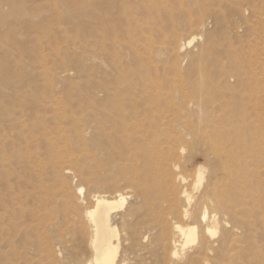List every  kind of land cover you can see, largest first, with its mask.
Instances as JSON below:
<instances>
[{
	"label": "bare ground",
	"instance_id": "bare-ground-1",
	"mask_svg": "<svg viewBox=\"0 0 264 264\" xmlns=\"http://www.w3.org/2000/svg\"><path fill=\"white\" fill-rule=\"evenodd\" d=\"M149 2L152 0H85L83 5L84 36L89 39L93 30L99 29L108 35L100 41L101 44L112 43V58L109 64L104 61V79L96 85L101 98H96L95 102L104 117L101 118L113 127L110 128L115 130L116 135H123V139L121 145H115L111 137L105 135L107 146H96L98 157L90 156L94 169L86 168V182L92 185L96 194L91 200L89 198V207L81 208L78 203L80 207L75 209L74 218L68 222L71 230L66 234L60 232L56 238L44 236V228L56 226L50 221V214L44 212L55 198L51 187L44 181V174L38 173L35 180L28 179L25 183L27 188H23L21 182L10 181L8 169H5L7 155L0 156V225L8 227L6 234L0 227V243L10 250L9 255L18 256V260L22 252L19 254L16 251V238H20L24 247L30 246V250L40 256L35 264L43 261L44 264H57V250L63 255L65 253L66 264H131L127 261L135 258L134 254L131 259L130 253L138 251L133 250L137 242L150 254H155L161 248L167 261H176L174 264H234L250 253H259L262 248L250 232L252 224L258 222V225H264V213L259 208L262 199L258 201L252 191L259 183L257 179L250 180L259 171L252 168V160H243L238 149L243 142V126L239 127L238 132L231 131L226 123L210 118L207 103L202 99L196 104L197 111H191V106L186 104L188 93L185 88L173 89L171 86L169 94H165L163 76L156 61L149 55L145 56L139 47H125L122 44L131 43L128 39L137 29L141 30L142 35L147 33L141 24L143 21L136 20L130 13L136 6L148 12L152 7ZM92 14H95V20ZM163 21L160 19L161 23ZM149 32L152 35L160 33L161 27L153 23ZM195 40L194 34L181 39L176 31L169 36L171 43H179L177 48L180 53ZM262 41L257 37L255 43ZM245 43L249 47L251 40L248 38ZM251 55L246 53L245 56L249 64L254 57ZM186 57L180 58V64L176 63L178 71L180 65L186 62ZM86 73L90 76V69ZM245 75L244 91L251 100L255 86L250 66H246ZM176 100L179 101L178 105L174 103ZM129 132H132L131 136ZM231 145L237 149L229 148ZM199 149L205 153L202 162H198L196 157ZM25 166L29 167V171L37 172L42 162L31 160ZM64 170L67 175L73 174L71 169ZM53 173L56 175L57 172ZM104 174L106 176L103 177ZM120 176L124 178L119 180ZM121 182L128 185L132 192L127 193ZM193 185L200 190L197 202L191 201L192 194L191 197L189 194V188ZM84 190L83 187L78 188L79 193ZM65 194L70 196L69 189ZM130 198L131 201H128ZM192 202L196 203L194 208ZM126 205L119 215L122 228L118 231L124 232L120 235L113 227L112 219L116 217L113 211ZM112 213L115 217H112ZM171 220L175 222L170 224ZM143 225L148 226L141 229ZM143 229L146 231L143 232ZM154 231L158 232L157 236ZM122 243H127L125 245L128 247L126 249L124 246L121 254ZM192 243H195V248L192 251L189 249L191 252H184V256L180 255ZM25 260L28 262L27 258Z\"/></svg>",
	"mask_w": 264,
	"mask_h": 264
},
{
	"label": "rangeland",
	"instance_id": "rangeland-1",
	"mask_svg": "<svg viewBox=\"0 0 264 264\" xmlns=\"http://www.w3.org/2000/svg\"><path fill=\"white\" fill-rule=\"evenodd\" d=\"M84 3L85 0H0V156L7 155L5 169H8L10 181L21 182L23 188H27L25 183L28 179L35 180L38 179V173L44 174V181L51 187V194L55 197L53 204H49L44 212L50 214L49 219L56 226L42 230L45 237L49 235L51 238L58 237L57 234L62 231L66 234L71 230L68 222L74 218L75 209L80 207L78 203L81 208L89 207L90 200L96 194L92 185L86 182L87 169H94L91 158L99 155L96 146H107V136L111 137L115 145H121L123 139V135H116L113 127L102 119L101 109L95 102L96 98H101L96 85L104 79V61L109 64L113 52L112 43L103 45L100 42L108 36L105 31L93 30L91 40L84 36ZM149 4L152 7L148 12L136 6L130 13L136 20L143 21L141 24L147 33L142 35L141 30L137 29L128 39L131 43L122 44L125 47H139L145 56L149 55L156 61L163 76L165 94H169L171 86L173 89L185 88L188 93L186 104L191 106V111H197L196 104L202 99L207 103L210 118L226 123L231 131L238 132L239 127L243 126V142L238 149L243 160H252V168L259 171L250 180L257 179L259 183L252 191L258 201L262 199L259 208L264 213V0H152ZM92 16L95 20V14ZM160 19L165 21L161 23ZM153 23L161 27L160 33L152 35L149 32ZM174 31L179 33L181 39H185V35L194 34L196 40L180 53L177 48L179 43L169 41ZM257 37L262 38V43H255ZM248 38L251 40L249 47L245 43ZM203 51L206 52L200 57ZM246 53L254 55L250 64L246 62ZM185 57L186 62L180 65L178 71L175 65L177 62L180 64ZM246 66H250L254 79L252 82L255 89L251 100L244 91ZM87 69L91 71L90 76H87ZM174 103L178 105L179 101ZM131 134L129 132V136ZM229 148L234 151L237 149L235 145ZM196 154L197 161L202 162L205 153L199 149ZM31 160L42 162L39 171H29V167L25 166ZM66 168L71 169L73 174H65ZM54 171L58 174L54 175ZM122 178L120 176L119 180ZM121 186H124L127 193L132 192L128 185L121 182ZM79 187L85 189L83 193H79ZM66 189L70 191L69 197L65 194ZM189 190L191 201L197 202L200 190L195 189L194 185ZM195 202H192V208ZM125 207L127 205L113 211L118 219ZM115 218L112 219L113 227L121 231V218ZM174 222L171 220L170 224ZM257 223L252 224L250 232L262 248L259 253L248 254L245 261L236 260L234 264H264V225ZM147 226L143 225L141 229ZM0 227L6 234L8 227ZM155 233L157 236L158 232ZM15 241L18 246L16 251L19 254L22 252V257L18 260V256L9 255L10 250L4 243H0V264H35L40 256L30 250V246L24 247L20 238ZM137 243L133 250H140V255L138 251L130 253L131 259L135 257V261L133 259L127 263L176 262L167 261L161 248L155 254H150ZM125 244H121V254L124 246L126 249L128 247ZM195 246V243L188 245L187 250L180 255L184 256ZM25 256L28 262H25ZM55 256L57 264H66L65 253L63 255L57 250Z\"/></svg>",
	"mask_w": 264,
	"mask_h": 264
}]
</instances>
